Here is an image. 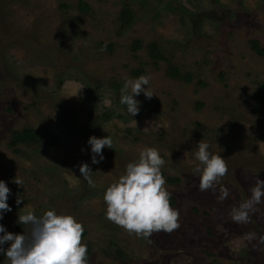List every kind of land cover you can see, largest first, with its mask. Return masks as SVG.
<instances>
[{"label":"rangeland","instance_id":"obj_1","mask_svg":"<svg viewBox=\"0 0 264 264\" xmlns=\"http://www.w3.org/2000/svg\"><path fill=\"white\" fill-rule=\"evenodd\" d=\"M80 2L89 10L80 11ZM125 4L133 19L116 34ZM250 37L264 46V0H0V180L11 190L12 208L0 224L28 235L30 225L17 223L23 207L37 217L48 210L73 215L86 230L82 243L92 247L88 264H264V198L248 223L228 215L257 178L264 181V107L251 109L256 85L264 84V57L250 49ZM135 38L143 47L132 51ZM150 41L191 81L166 75L165 61L154 65L145 48ZM138 68L154 96L134 97L140 111L132 117L120 90ZM23 127L41 139L15 152L8 140ZM92 136L113 141L99 164L91 162ZM201 140L228 165L215 191L198 188L194 152ZM144 147L159 150L164 177L179 178L166 188L177 198L180 228L149 240L109 222L103 201ZM82 162L95 187L81 176ZM221 187L229 190L223 201ZM192 205L207 216L194 214ZM246 233L255 239H243Z\"/></svg>","mask_w":264,"mask_h":264},{"label":"clouds","instance_id":"obj_2","mask_svg":"<svg viewBox=\"0 0 264 264\" xmlns=\"http://www.w3.org/2000/svg\"><path fill=\"white\" fill-rule=\"evenodd\" d=\"M149 83V76L140 75L127 79L121 88L120 104L126 106L132 117L140 111V102L134 97L141 93L146 99L154 96L146 87ZM103 103L109 105L110 100ZM87 144L91 147L92 164H99L104 160L103 149H112L113 141L110 136H92ZM209 147L201 140L194 152L198 161L194 171L199 174L198 188L201 192L215 191V185L228 173L226 159L220 154L211 153ZM164 164L157 148L144 147L140 150L138 159L128 163L124 173L104 191L105 218L129 235L145 240H149L154 233L163 231L170 234L179 229L180 213L170 203L171 193L166 188L167 182L162 173ZM78 167L88 185L95 187L89 165L82 162ZM13 182L19 186L23 183L17 176ZM249 191V198L232 207L228 213L234 223L250 221L249 214L264 198V181L257 178ZM219 192L218 199L221 201L229 195L227 187H221ZM10 195V188L0 180V220H3V213L12 211L7 203ZM16 203L19 205L22 200L17 198ZM20 212L22 214L18 215L17 223L30 225L28 235L10 233L0 224V254L5 256V264H88V248L82 243L84 226L75 216L48 210L37 217L31 206L23 207ZM243 239H255V233H246ZM260 239L264 242V237ZM5 244L10 246L5 249Z\"/></svg>","mask_w":264,"mask_h":264},{"label":"trees","instance_id":"obj_3","mask_svg":"<svg viewBox=\"0 0 264 264\" xmlns=\"http://www.w3.org/2000/svg\"><path fill=\"white\" fill-rule=\"evenodd\" d=\"M62 7H65L64 5H61ZM77 8L80 11H88L89 7L85 2H80L77 5ZM118 18H119V25L116 30V34H121L122 29H124L126 26H128L132 19H133V10L132 8L128 5L125 4L121 8V10L118 13ZM249 47L250 49L259 57H264V46L261 44L260 40L255 37H250L248 39ZM98 47L105 48L109 51H112V44L111 43H104L103 41H98L96 43ZM143 47V43L140 39L135 38L132 40L130 44V49L132 51H136L139 48ZM145 48L147 50V54L149 55V58L153 61L154 65H157L158 61H165L167 62L168 66L165 70L166 75L171 77L172 79H177V80H185L187 82L191 81V75L188 73L182 74L178 70V68L172 64H169V59L164 55V53L161 51L159 48L158 44L155 41H150L145 45ZM131 74L135 77L140 76L143 72L141 69H131ZM253 103L251 106V109L256 112L260 108L264 107V84H258L256 85L255 91L253 93ZM202 105L201 102H196L195 106L199 108ZM108 113H104V116H108ZM41 139V134L39 131H37L34 128L31 127H23L22 129H14L11 131V136L10 139L8 140V146L13 148L15 152H18L17 146L19 144H25V145H34L37 142H39ZM163 173V172H162ZM164 174V173H163ZM166 181L168 183H175L179 181L178 177H171V176H166L165 177ZM19 190V189H18ZM171 206L174 207L177 203V198L174 195H171V200H170ZM191 210L194 212L196 215H203L207 216V211L202 210L199 208L198 205H192ZM207 232L210 234L211 230L210 228H207ZM86 233V230L84 229L83 237ZM82 237V238H83ZM87 248H88V259L90 258L92 254V247L91 244L86 243ZM120 253V251H116Z\"/></svg>","mask_w":264,"mask_h":264}]
</instances>
